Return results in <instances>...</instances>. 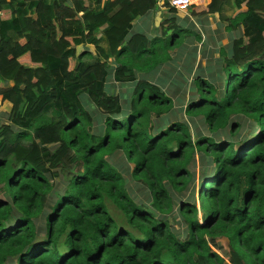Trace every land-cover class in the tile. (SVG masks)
Wrapping results in <instances>:
<instances>
[{
  "label": "trees",
  "instance_id": "obj_1",
  "mask_svg": "<svg viewBox=\"0 0 264 264\" xmlns=\"http://www.w3.org/2000/svg\"><path fill=\"white\" fill-rule=\"evenodd\" d=\"M224 1L187 10L218 13L226 32L242 34L220 51V97V84L198 81V101L184 114L232 137L241 129L232 116L252 121L237 143L193 140L184 122L157 124L173 103L145 76L191 34L179 30L167 2L171 15L158 34L126 38L133 19L158 0H0V97L11 104L10 123L0 125V264H264V0H232L229 18L220 13ZM82 45L93 46L94 56L76 55ZM108 58L117 64L109 75ZM108 79L133 85L125 105L107 94ZM81 97L94 108L84 110ZM196 152L212 162L197 190L205 216L178 202L188 229L178 239L133 201L109 159L120 154L132 164L131 179L162 215L174 210L164 182L184 191ZM56 179L65 182L61 194Z\"/></svg>",
  "mask_w": 264,
  "mask_h": 264
},
{
  "label": "rangeland",
  "instance_id": "obj_2",
  "mask_svg": "<svg viewBox=\"0 0 264 264\" xmlns=\"http://www.w3.org/2000/svg\"><path fill=\"white\" fill-rule=\"evenodd\" d=\"M234 11L235 9L226 10V11H223V13L227 14L228 17H231ZM217 21L213 20V18L211 19L212 27L214 28L213 30L210 29L209 32L212 34L215 40L213 41V44H210V46H213V50L211 48H208V50L211 51L209 63L205 62L208 58L207 57L208 53H210L209 51H207V56L200 55L198 57L197 63H199V65H196V68L195 67L191 68L192 72L191 71L184 72V70L187 68V65L184 62V59H185V56L188 55V52L187 53L185 52L190 51L192 47L191 43H187L186 45H183L184 44L183 42L182 45L178 47L179 51L177 48L169 52L170 56H176L174 59V61H176V64H173V59L172 60L170 59V61H172V64H170V66L166 70H163V69L159 70V72L161 71L163 72L159 73L158 76L156 77L157 79L161 80V82L157 83L156 81H153L152 84L157 86L159 91L164 96H167L171 99L173 103V107L171 108L169 114L166 115L165 119L163 120L160 119L159 121H157V124L167 126L174 122H184V124H186L187 127L189 128L193 140H196L199 135H203V136L213 138L215 141H220V140L231 141L232 140L233 142L237 143V141L240 142L244 138V136L248 133L249 128L254 125L252 121L247 120L243 118V116H240V115L232 116L231 122H239L241 124L240 132L237 135H234L232 137L228 132V128H225V130H221L219 132H211L207 130V127L205 126V122L201 117L192 118V117H187L184 114V109L191 101H198V94H197L198 81L214 83L216 87H218V85L220 84L219 85L220 89L218 87V96H219V93L222 91L221 89L222 85L219 79L221 77L220 67H222L223 64L220 63L219 61L222 59V57L225 58V56L222 55L220 51L221 49L225 51L229 50V47L231 45V40L241 36L242 29L239 28L234 33L229 34L228 32L225 31V27H227L229 23L223 19H220L219 16H217ZM209 27L210 26L208 25L205 26V28H207L206 31L209 29ZM149 29H151V25ZM188 31L191 33H194V31L191 29H188ZM209 32L202 31V34L204 35L203 37H206V38L209 37L211 35L209 34ZM188 40L190 42L193 41L192 38ZM192 44H194V42H192ZM194 45L195 47L193 48H195V50L197 51L198 47L196 46V44ZM221 46L223 47L221 48ZM87 48L89 49V47ZM83 50L84 52L87 51L86 48L78 47L76 55H80ZM89 51L90 50H88V52ZM76 66H77V62H76ZM173 70H176L178 73L171 74ZM182 72H184L185 74ZM212 73L215 74L216 78L211 75ZM170 75H173V76L170 77ZM176 77H183L185 78V80L183 83L180 82L181 84H178L179 80L175 81ZM108 83L109 85H107V87L110 90V93L108 92L107 94L112 95L113 97L119 96L120 104L125 105V103L122 102V100L124 98L131 97L130 94H127V89L130 87H133V85H126L125 87H119L118 85H114L112 79H110ZM81 100L83 103L80 102V104L84 110L90 111L94 108V105H91L90 103L91 105L90 108L86 109L87 106L86 104H84V98L81 97L80 101ZM9 123L10 122L6 116H3L0 119V125H7ZM98 125H101V124H98ZM50 147H53V146H50ZM120 157H121L120 154L114 155L109 159V161L114 167L117 168V170L118 169L122 170V172L121 171L120 172L126 179L125 180L126 189L128 190L129 195L133 199V201L138 205L146 206L148 211L155 213L157 218H160L163 221H165L168 224V227L176 234L178 239L185 238L188 229L186 225L178 217L175 210L177 209L178 202L187 201L189 203H194L196 205L199 211V216H201L202 218L203 216H205V212L201 208H199V205H200L199 201L200 199L206 200V198L203 197L202 195L200 199H198L197 190L201 182V179L205 178L210 171V167L212 166L211 159L208 156H204L199 152H196L194 154L192 160L190 161L187 167L189 172H191L192 174V181L188 185V187L182 192L174 191V189H172L166 181L164 182V184L168 187V191L174 201V210L170 214H162V215L160 214L159 215L151 207V196L149 195L147 189L143 188L140 184L134 182L131 179V176L129 175V171L132 167V164H127ZM64 188H65L64 180L56 179L53 184V189L58 194H61L64 191ZM52 199L53 197L49 198V202ZM107 207H108V210L111 216L115 219V221L124 223L121 212L113 204L109 203ZM120 219H122L123 221ZM213 251H218L219 253L225 255L223 251H219L215 248L213 249Z\"/></svg>",
  "mask_w": 264,
  "mask_h": 264
},
{
  "label": "crops",
  "instance_id": "obj_3",
  "mask_svg": "<svg viewBox=\"0 0 264 264\" xmlns=\"http://www.w3.org/2000/svg\"><path fill=\"white\" fill-rule=\"evenodd\" d=\"M190 1H191V4H193L194 6L207 5L210 2V0H190ZM165 3H166V0H158L157 6L154 10L148 11L144 15H139V16L135 17L132 21L129 34L126 38L130 37L131 35H135V34H144L148 38H152L156 34H158L161 21L171 15L169 13V10L167 9L168 7L165 6ZM220 8H221L220 13L222 15H224L225 17L229 18L227 14L223 13V11L234 10L235 6H234V3L232 0H226V1H224V3L221 5ZM157 15L160 17V22L158 23V25H155V18ZM174 16L177 18V27L179 28V30L191 29L194 31V33H191L189 37H186L184 39V44H183V45H186L187 43H191V46H192L190 51L185 52V53L188 52V55H186L185 59H184V62L187 65V68L184 70V72L191 71V68H193V67L196 68V65H199V63H197V62H198V57L200 55H206L207 56V51H209L208 48H211L213 50V46H210V44H213V41L215 40V38H213L212 34L209 32L210 29L213 30V28H214V27H212L211 19L213 18V20L217 21V16H219L220 19H222V18L220 17V14L218 15V13L207 14V15H202V16H190V15H188L187 11L186 12H175ZM209 20H210V22H209ZM150 25H151V29H149ZM206 25L210 26L207 31L209 32V34H211L207 38L203 37L204 35L202 34V31L207 32L206 31L207 28H205ZM195 35H198L200 37V40H197ZM191 38L193 39L192 42H194V44H196V46L198 47L197 51L195 50V48H193V47H195V45L192 44V42H190L188 40ZM79 47L86 48L87 53L94 56L95 53H94V47L93 46L82 45ZM87 47H89V49ZM222 47L223 46H221V48ZM77 48H76V50H77ZM88 50H90V51L88 52ZM178 51H179V48H178ZM209 52L210 53H208V56H207L208 58L205 61L206 63H209L211 51H209ZM83 53H84V50L81 52V54H83ZM175 57L176 56H171V60L173 59V64H176V61H174ZM205 62H204V64H205ZM106 64H107L108 69H109L108 70V75H109L113 71V69L117 66V64L115 63L114 58H108ZM170 64H172V61L169 60L166 63H162V64L158 65V67H156L148 75H146L145 78L151 84L153 81H156L157 83L161 82V80L156 78L159 73L163 72V71L159 72V70H161V69L166 70L170 66ZM184 72H182V73H184ZM176 73H178L176 70H173L171 72V74H176ZM188 73H190V72H188ZM172 76L173 75H170V77H172ZM139 77L141 78L142 75H140ZM140 78H138V79H140ZM109 80L110 79H108L104 84V85H106V87H107V85H109V83H108ZM176 80H179L178 84H181L184 82L185 78L176 77L175 81ZM113 83H114V85H118L119 87H124V86H120L121 84L115 82L114 80H113ZM108 91H110V90H108ZM10 108H11V104L8 103L7 101H2V98L0 97V119L3 116L7 117V115L9 114Z\"/></svg>",
  "mask_w": 264,
  "mask_h": 264
},
{
  "label": "built area",
  "instance_id": "obj_4",
  "mask_svg": "<svg viewBox=\"0 0 264 264\" xmlns=\"http://www.w3.org/2000/svg\"><path fill=\"white\" fill-rule=\"evenodd\" d=\"M166 2L175 12H186L191 6L190 0H166Z\"/></svg>",
  "mask_w": 264,
  "mask_h": 264
},
{
  "label": "water",
  "instance_id": "obj_5",
  "mask_svg": "<svg viewBox=\"0 0 264 264\" xmlns=\"http://www.w3.org/2000/svg\"><path fill=\"white\" fill-rule=\"evenodd\" d=\"M159 22H160V17L157 15L155 18V25H158Z\"/></svg>",
  "mask_w": 264,
  "mask_h": 264
}]
</instances>
